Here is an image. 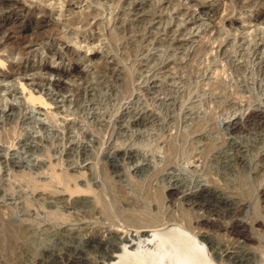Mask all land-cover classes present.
Returning a JSON list of instances; mask_svg holds the SVG:
<instances>
[{
	"label": "rangeland",
	"instance_id": "374dc122",
	"mask_svg": "<svg viewBox=\"0 0 264 264\" xmlns=\"http://www.w3.org/2000/svg\"><path fill=\"white\" fill-rule=\"evenodd\" d=\"M55 1L57 0L46 1V4L52 3L55 6L54 12L59 10L56 8H60V5H62V11L69 9L73 12L81 10L85 13H89L91 10L93 11V9H102L99 5L91 4V2L87 0H78L76 2L69 0L61 2V0H58V4H56ZM79 1L80 3H77ZM111 1H114V3ZM115 1H117V3H115ZM229 1L230 0H203V4H197L196 6L193 4V1L184 0L183 6L177 9H171L168 0H101L106 7L112 6V8H110L112 22L106 24L103 16H96L95 18L91 16L88 17L87 22L89 24L82 29L85 31L84 34L88 38L84 40V38L81 37L79 43L83 46L85 43L84 41H88L89 47L93 49L87 51L84 57L86 59L85 61L82 56L79 58L78 61L81 63L76 59L78 55H83L84 49L74 47L71 43H67L63 37V35L72 28L65 26L63 22L64 19H67V16H64V18L57 16V14L51 16L49 7L43 0H8V4L5 6L6 8H1L0 44L4 41V43H6L11 33L13 34L12 36H14L24 32L26 35L30 36L27 37L30 38L28 39L29 41L25 37V39H21L23 41L19 40L20 43L18 42V44L21 45L17 47H20L19 49L21 52L23 50H25L23 52H26L23 56H21L20 53L17 55L20 51L19 49L16 50V47L12 48L14 53H16L14 54L16 56H14L15 58L9 55V49L5 50L4 48H0V71L10 75L8 72L9 65L16 64L18 60H20V66L24 69L23 74H16L0 82V87L6 84L11 86V83L14 82V87H10V90L12 91L11 95L15 97L9 99L10 107L13 106L15 108L12 107V109H14L13 111L11 108L9 109V107L0 111V133L2 128L8 129L9 121L13 119L15 122L12 123V125L15 126V133L11 134L13 138H10L11 143L2 144L0 141V147L3 146L5 150L1 159L2 161H14L16 152L22 151L19 147L22 142H25L26 146L42 147L44 143H46V141H44L45 138L54 135L53 139H51L53 143H49L52 147L48 143L44 145L46 148L50 147V149H48L49 154L48 152L45 153V155L28 153V163L30 164L25 170L26 172L29 171V174L36 179L38 185L42 181H45L44 183H47L46 181H48V183L51 181V183L53 182V188L48 187V191L47 189L45 190L41 185L42 182L38 188L32 191L30 187L23 184V181L19 180V182L17 181L18 179L16 180L12 177L13 173L11 169L0 175V178H3L5 181L9 179L8 181L13 183L12 190L8 191H5L0 186V220H2L0 223L9 220L10 223L16 225V223L23 222L27 217L32 219L35 217L34 220L39 223L37 226V232L39 234H36L37 236H35L34 242H36V239L38 241L33 243L29 249L22 250L19 254V256L22 257L20 258L18 256L20 259L17 257L16 261L12 264H19V262L20 264H78V262L80 264H106L107 262L105 263L104 261L103 263V260L105 256L107 257L109 254H114L110 250H112L113 246L118 242V236H126L128 239L125 238L129 240V243H131V241L133 244L137 243L138 239L136 238L138 234H136L133 229L125 227V224V226H123L119 218L115 219L117 220V222H115L117 225L113 223L111 225V221L104 219V215L101 216V213L99 214L100 206L94 202L97 188L100 186L99 184H101V178L97 176L98 173H96L99 169V165L104 170L107 169L106 172H110L109 179L111 181L114 180L112 183L122 188L123 194L120 193V196L124 195V198H136L139 204H142L144 201V198H142L143 196H141L142 192L140 191L142 186L146 184L149 185L151 189L159 186L160 189L163 190V195L165 194L164 196H166L163 200L164 204L162 203L163 206L158 214L156 203L154 201H147V203L149 202L147 206L149 211L152 212L153 216L157 214L158 219H160L159 221H167L170 215L178 220L180 225L184 227L187 225L191 235L201 240L205 247V254L212 258L215 264H264V167H262L264 166V122L262 119L260 121V118H263L264 115V33H259V35L258 33H253L249 40H244L242 38L243 34L232 31L229 32L228 35H220L222 44H217L218 40L215 39L217 36L215 34L216 29H219L222 25L225 30L228 29V23L231 21L233 22L231 25L232 27L236 28L235 23L239 24L240 29L238 32H241L244 28L243 25H245L242 24L241 21L246 18V14H249L251 19H253V17L258 14L257 8L264 9V0H235L241 1L244 5L248 2H251L249 3L251 5L253 4V9L251 8L252 13L249 11L240 15L239 11L235 10L236 8L231 10L228 7L230 4ZM87 3L90 5V8H86ZM35 4H38L41 8L35 6ZM215 7H217V9ZM43 10H45V12H43ZM184 12L185 15H182L181 13ZM259 20V22H263L264 19L261 18ZM19 23L23 26H18ZM11 24H14L13 31L17 33L10 31L12 27ZM177 24H180V26L178 27ZM1 25L3 27H1ZM250 26H253V23L245 27ZM258 26L264 27V22L263 24L260 23ZM2 29L5 32H3ZM8 29L9 31H7ZM252 29L253 28H250V31ZM28 31L32 34H28L30 33ZM110 31L122 32V39L116 43L115 48L112 47L107 38ZM37 33L38 35L36 36ZM39 33L41 34V38H38ZM98 35H100V37H98ZM31 37L33 38L32 40ZM220 37L218 36V38ZM33 40L34 42H31ZM212 41L215 42L213 43ZM199 46L204 52L200 50ZM72 49H74L72 54L76 57L72 55L69 56L71 53L68 51ZM132 50L136 52L134 53ZM194 51L197 52L195 53ZM34 55H36L35 58H33ZM162 55L166 59L163 58ZM148 56L159 57L165 61L162 60L163 62L161 65L158 64L156 65L157 67L155 66L153 69L152 67L148 69L146 66V59H151ZM40 57L43 61L38 63ZM29 65L33 66L35 69L36 66H48L57 72L50 73L44 70H34L35 72L27 71ZM131 65V71L133 69L136 70L134 71L136 74H140L136 81L139 80L133 82V93L128 97L129 99L122 100L119 112L114 117L115 119H113V124L110 123V126L114 125V129L113 127L112 129L117 133L116 136L119 137L121 141H117V137H108L107 133H104L105 135L102 133L101 135H103V137L101 135V138L99 137L100 133H97V128H99L98 122L102 121L100 124H103V122H108L109 120L105 117H103L104 120L103 118L101 120V116L100 119H94L100 112L99 106L91 105L92 102H88L87 99L83 100L81 106V109L83 108L82 114H77L76 112V115L64 116L61 113H57L58 110L62 109L65 101L69 102V107L72 109L74 105L70 102H73L79 94L82 95L81 93L88 99L89 95L97 94L100 96L103 103L108 105L114 104V90L119 89L118 84L121 82V76L125 69L128 67L130 68ZM137 70L140 73H137ZM171 70H173V72L170 73ZM86 73L89 75V81L87 80L85 82V79L82 77L86 75ZM70 74L71 76H69ZM8 79L13 82L7 83ZM0 80H2V78H0ZM192 81H197L199 85L202 84V87L199 86L201 89L193 91L189 99L184 102L183 107L179 109V102L182 100L183 96L186 95V92L188 93L189 91V87H187L186 84H191ZM19 82L23 84L24 89ZM62 84L68 86L70 91H61L60 86ZM77 86L79 88H77ZM57 89H60V92ZM219 90L223 92L221 91V93ZM31 99H34V101H31ZM21 101L26 103V106L33 111L38 122L33 125L30 123L29 118L32 114H28V112L21 110L22 108L18 106ZM74 108L72 110H74ZM38 114L41 115L39 116ZM43 115L55 118L57 124L55 128H52L53 131L49 128L48 130H43V128H41L42 126H40V123L45 122ZM206 115L208 117H213L208 123L205 119L207 118ZM258 115H260V117ZM84 117H86V119ZM249 117L250 119H248ZM251 118H253V121ZM199 120L205 122H200ZM70 122L76 125L75 130L74 128L71 129V131L73 130L72 132L69 131L70 128L68 127V123ZM65 126H67V128ZM176 126L178 128H176ZM61 128L65 129L62 130ZM4 129L2 132L5 131ZM182 132L186 134V140L183 145L182 143L178 144L182 146H180V148H182L183 154L179 158H175L176 160L173 159V161L167 163L166 155L168 152L164 151L166 149L163 150V148H166V141L172 138V135L174 137V135L177 136L178 133ZM190 132L192 134H190ZM97 139H101V142L98 143L99 141ZM41 141L44 142L42 143ZM188 143L190 145H188ZM8 144L12 145L9 147ZM210 147L211 150L209 149ZM189 148L191 149L189 150ZM94 151H96L98 155L96 160L92 158L93 153H95ZM163 152L165 154H163ZM48 155L50 157H48ZM50 159L52 160L50 161ZM60 159L62 161H60ZM53 160H57V162L54 163ZM100 160L101 164L98 163ZM172 162L175 164H172ZM39 163L41 168H39ZM91 164H93V167ZM50 166L54 167L57 172L70 170L67 172H73L74 175L76 174L75 176L81 173L76 178L77 182L84 185L87 183L85 187H91V190H94V192L92 191L93 193H90L89 191L82 193V195L80 193L75 194V197H73L74 195L70 196V194L63 190L62 185L54 182L51 178L50 174L52 173V169H50ZM44 167H46L47 170L46 168L44 169ZM254 167L256 169H254ZM90 169L92 171H90ZM147 169L148 171L146 172ZM36 174L38 176H36ZM149 175L152 176V178ZM83 176H85V178ZM83 178L85 180H82ZM40 179L43 180L41 181ZM54 184H56V187ZM55 188L58 191H56L57 193L54 191ZM30 190L33 193H31ZM44 190L47 191V193ZM52 190L53 196L51 193ZM60 190L62 193L59 192ZM134 190H137V192ZM60 193L62 197L59 195ZM25 196L29 200L33 199V205L28 209V214L21 211L23 209L22 199H24ZM123 197L120 198V201L122 200L120 204H124L123 207L129 209H126L127 212L132 211V208L135 209V207L132 206L129 201H125L126 199L124 200ZM35 199L38 200L36 201ZM66 200L69 203H67ZM179 201L182 203L180 204ZM144 202L146 203V201ZM42 203L43 205H40ZM127 205H131V208L127 207ZM67 206L68 208H66ZM166 206H168V208ZM90 208L92 210H90ZM33 209L36 211L34 210L33 212ZM59 209L60 212L64 213V218L65 216L67 217L65 218L66 220L64 219L66 222L61 221L62 223L60 222V225L57 224V226H54L52 222L43 220L47 212ZM181 210L186 216H182L184 213ZM154 211L156 212L155 215ZM45 212L46 214H44ZM69 212H71V214ZM179 212L180 214H178ZM89 214H91V216ZM21 215L24 216L22 217ZM68 216L70 217L68 218ZM205 219H208L207 222ZM16 220L18 221L16 222ZM119 222L121 224H118ZM98 225L100 229H98ZM48 227L49 230L47 229ZM206 227L208 231H206ZM86 228H88L90 232ZM192 228L193 230H191ZM1 230L0 227V235L2 234ZM109 231L110 233H108ZM39 236H42V239ZM111 239H116V242L114 240L111 241ZM150 246H152V243H150ZM33 247L35 248L33 249ZM100 257L101 260H99ZM17 260L20 261L18 262ZM108 263L110 264V262Z\"/></svg>",
	"mask_w": 264,
	"mask_h": 264
},
{
	"label": "bare ground",
	"instance_id": "6f19581e",
	"mask_svg": "<svg viewBox=\"0 0 264 264\" xmlns=\"http://www.w3.org/2000/svg\"><path fill=\"white\" fill-rule=\"evenodd\" d=\"M44 2H45V4H46V1L47 0H43ZM65 0H61V2H64ZM69 1H78V0H69ZM80 1H83V0H80ZM80 1L79 2H77V3H80ZM87 1H89V2H91V4H96V5H99L100 6V8H102V9H93V11L91 10V12H89V13H85V12H83V11H78V12H73V11H71V10H69V9H66L65 11H62V5H60L59 7L60 8H56V9H59V10H56V12H54L55 11V6L52 4V3H49V4H46V5H48V7H49V13L51 14V16L53 15V14H57V16H61V17H63L64 18V16H67V19H64L63 20V22H64V24H65V26H67V27H72L71 29H70V31L69 32H67V33H65L64 35H63V37H64V39L67 41V43H71L74 47H78L79 49H84V52H83V55H78V58L76 59L77 61L79 60V58L82 56L83 57V60L85 61L86 59L84 58L85 57V54L87 53V51H91L93 48L92 47H89V42L88 41H84L85 43H84V45L82 46L79 42H80V39H81V37H83L84 38V40L85 39H87L88 37L84 34L85 33V31H83L82 29H83V27L84 26H86L87 24H89L88 22H87V20H88V17H93V18H95L96 16H103L104 17V21L106 22V24H110L111 22H112V13H111V11H110V8H112V6L110 5L109 7H106L105 6V4H103V2H101V0H87ZM155 1V0H154ZM183 1L184 0H168V2L170 3V7H171V9H177V8H179L180 6H183L184 5V3H183ZM191 1H193V4H195L196 6H197V4H203V0H191ZM11 2V1H10ZM10 2H9V4H10ZM112 3H114V1H111ZM55 3L56 4H58L59 3V1L57 0V1H55ZM115 3H117V1H115ZM183 3V4H182ZM192 3V2H191ZM229 8L231 9V10H234L235 8V10H238L239 11V15L240 14H244L245 12L247 13V12H251V10L253 9L252 8V5L251 4H249V3H251V2H248L247 4H243L241 1H235V0H230L229 1ZM254 3V2H253ZM8 4V0H0V10H1V8H4L6 5ZM102 5H103V7H102ZM35 6H38V7H40L38 4H35ZM195 7V6H194ZM6 8V7H5ZM41 8V7H40ZM86 8H90V5L87 3V6H86ZM216 9H217V7H215ZM252 8V9H251ZM214 9V8H213ZM215 9V10H216ZM230 10V11H231ZM256 11V10H255ZM43 12H45V10H43ZM217 12V11H216ZM215 13V12H214ZM233 13V12H232ZM231 13V14H232ZM252 13V12H251ZM257 13L258 14H260V15H255L254 17H253V19H251V17L249 16V14H246V18L245 19H243L241 22H242V24H245V25H243V30L241 31V32H238L239 31V29H240V26H239V24H237V23H235L236 25V28L235 27H232L231 25L233 24V22L231 21V22H229L228 23V29H224L222 26L219 28V29H216V37H215V39L216 40H218L217 42V44H222V40H221V37H220V35H222V34H226V35H228V33L229 32H232V31H234V32H236V33H239V34H243L242 36V38L244 39V40H249V38L250 37H252V35H253V33H258V35H259V33L260 34H262V33H264V27H261V26H258V25H260V23H262L263 24V22H264V20H263V22H259L260 20L259 19H261V18H263L264 19V9L262 8H257ZM182 15H185V12L184 13H181ZM216 14V13H215ZM255 14V13H254ZM260 18H259V17ZM23 18V17H22ZM19 19H21V18H19ZM3 20V19H2ZM12 20V19H11ZM7 21H9V20H7ZM262 21V20H261ZM4 22V21H3ZM29 22V21H28ZM47 22H49V21H47ZM254 22H256V23H254ZM251 23H253V26H250V27H245L246 25H251ZM47 24V23H46ZM222 24V23H221ZM12 25V24H11ZM14 25V24H13ZM13 25H12V27L10 28V31H13ZM18 25V24H17ZM48 25V24H47ZM53 25V24H52ZM5 26V25H4ZM18 26H23V25H20V23H19V25ZM38 26V25H37ZM177 26L179 27L180 26V24H177ZM199 26H201V25H199ZM1 27H3L2 25H1ZM6 27L8 28V26L6 25ZM45 27H47V26H45ZM50 27V26H49ZM54 27V26H53ZM35 28V27H34ZM43 28H44V26H43ZM250 28H253L251 31H250ZM4 29V28H3ZM2 29V30H3ZM6 29V28H5ZM12 29V30H11ZM41 29V28H40ZM102 29V28H101ZM200 29V28H199ZM15 30H17V29H15ZM19 30H20V27H19ZM7 31H9V29L7 30ZM243 31H245V32H243ZM3 32H5L4 30H3ZM19 32V31H18ZM20 32H21V30H20ZM28 32H30V31H28ZM39 32V31H38ZM13 33H17V32H15V31H13ZM35 33V32H34ZM3 34V33H2ZM28 34H32L31 32L30 33H28ZM10 35V34H9ZM13 34L11 33V36H9L8 37V35H7V42L6 43H2V44H0V48H4L5 50L6 49H9V51H8V53H9V55H11L12 57H14L15 55L14 54H16V53H14V51L12 50V48H14V47H16V50L17 49H19L20 47H17L18 45H21V44H18V42H19V40H21V39H25V37H26V39L28 40V39H30V38H27V37H30L29 35H26L24 32H22V33H18V35H14V36H12ZM38 35V33L36 34V36ZM40 33H39V36H38V38L40 37ZM1 36V35H0ZM4 36V35H3ZM33 36V35H32ZM218 36L220 37V38H218ZM98 37H100V35H98ZM97 37V38H98ZM37 38V39H38ZM41 38V37H40ZM108 40H109V42L111 43V45H112V47L113 48H115V45H116V43L118 42V41H120V39H122V32H112V31H110V33H109V35H108ZM33 38L31 37V40H32ZM214 39V40H215ZM4 40H6V39H4ZM44 40V39H43ZM261 40V39H260ZM21 41H23V40H21ZM29 41V40H28ZM25 42V41H24ZM31 42H34V40L33 41H31ZM42 42V41H41ZM201 42V41H200ZM213 43L215 42V41H212ZM20 43V42H19ZM26 43V42H25ZM38 43V42H37ZM36 43V44H37ZM166 44V43H165ZM200 44V43H199ZM160 45V44H159ZM179 45V44H178ZM23 46V45H22ZM26 47V46H25ZM33 47V46H32ZM180 47V46H179ZM181 47H182V45H181ZM23 48V47H22ZM29 48V47H28ZM199 48H200V46H199ZM203 48H205V47H203ZM165 49V48H164ZM31 50V49H30ZM74 49H72V50H69L68 52L69 53H71V54H69V56L70 55H72L73 57H76V56H74L73 54H72V52H74L73 51ZM200 50H202L201 48H200ZM19 51L20 52H18L17 53V55L20 53V55L21 56H23L24 55V53L26 54V52H23V51H25V50H23L22 52H21V50L19 49ZM26 51H27V49H26ZM133 51V50H132ZM166 51V50H165ZM164 51V52H165ZM203 51V50H202ZM7 52V51H6ZM134 53L136 52L135 50L133 51ZM195 52V51H194ZM197 52V51H196ZM195 52V53H196ZM204 52V51H203ZM134 53H133V55H134ZM163 54V53H162ZM167 54V53H166ZM193 54V53H192ZM224 54V53H223ZM164 55V54H163ZM163 55H162V57H163ZM194 55H196V54H194ZM35 56L36 55H34L33 56V58H35ZM62 56V55H61ZM68 56V57H69ZM129 56V55H128ZM167 56V55H166ZM187 56V55H186ZM16 57V56H15ZM14 57V58H15ZM20 57V56H19ZM125 57L127 58V56L125 55ZM148 57H150V56H148ZM154 57V58H153ZM153 57H150L151 59H146V61H147V64H146V66H147V68L148 69H150L151 67H152V69H153V67H155L156 65H158V64H160L161 65V63L163 62L162 60H164V59H162V58H159V57H155V56H153ZM160 57H161V55H160ZM170 57V56H169ZM192 57V56H191ZM72 58V57H71ZM129 58V57H128ZM163 58H165V57H163ZM193 58V57H192ZM19 59V58H18ZM17 59V60H18ZM20 59H23V58H20ZM60 59H62V58H60ZM68 59V58H67ZM99 59V58H98ZM123 59H125V58H123ZM166 59V58H165ZM74 60V59H73ZM91 60V59H90ZM2 61V60H1ZM43 61V59L40 57L39 58V60H38V63H40V62H42ZM135 61V60H134ZM165 61V60H164ZM79 63H81L80 61H78ZM173 62V61H172ZM1 63V62H0ZM95 63H96V61H95ZM146 63V62H145ZM176 63V62H175ZM133 64H135V63H133ZM132 64V65H133ZM169 64V63H168ZM132 65H131V67L129 68H127V69H125V71H124V73L122 74V78H121V82L118 84V88L119 89H116V90H114V93H113V97H114V104H112V105H108V104H106V103H103L102 102V100H101V98H100V96L99 95H97V94H92V95H89V99L88 98H86V97H84V95H83V93H81L82 95H80L79 94V96L75 99V100H73V102H70V103H73V108H74V110H72V109H70V107H69V102H67V101H65V103H64V106L62 107V109L61 110H58V112L57 113H61V114H63L64 116H71V115H76V112H77V114L78 113H83V108L81 109V106H82V103H83V100H85V99H87L88 100V102H92L91 103V105H98L99 106V109H100V112L95 116V118L94 119H100V116H101V120H102V118L103 117H105L107 120H109L108 122H103V124H100L102 121H99L98 123L100 124H98V126H99V128H97V133H100L99 134V137H100V135L103 133H107L108 134V137H113V138H116L117 136H116V134L117 133H115L114 131H113V129H114V125H111L110 126V123L111 124H113V122H114V120L113 119H115L114 117L116 116V114L119 112V108H120V104H121V102H122V100L124 101V99H127L128 97H130L131 96V94L133 93V86H132V84H133V82H137L136 81V79H137V77L138 76H140V74L138 75V74H136L134 71H136V70H133L132 69V71H131V68H132ZM138 65V64H137ZM136 65V66H137ZM171 65V64H170ZM135 66V65H134ZM176 66V65H175ZM189 66V65H188ZM102 67V66H101ZM138 67V66H137ZM157 67V66H156ZM164 67H165V65H164ZM173 68H175V67H173ZM101 69V68H100ZM134 69H135V67H134ZM172 69V68H171ZM34 70H37V71H47V72H57L56 70H53V69H51V68H49L48 66L46 67H39V66H36V69L33 67V66H30L29 65V67H28V69H27V71H32V72H35ZM140 70V69H139ZM194 70V69H193ZM141 71V70H140ZM200 71V70H199ZM6 72V71H5ZM9 73H10V75L8 74V73H4V72H2V71H0V78H2V80H0V82H3V81H5L7 78H9V77H11V76H14V75H16V74H23V72H24V69L22 68V66H20V60H18L17 61V63L16 64H10L9 65V71H8ZM26 72V71H25ZM171 72H173V70H171L170 71V73ZM191 72V71H190ZM63 73V72H62ZM137 73H140V72H138V70H137ZM163 73V72H162ZM165 73H167V72H165ZM199 73V72H198ZM35 74V73H34ZM69 74V73H68ZM174 74V73H173ZM59 75V74H58ZM18 76V75H17ZM60 76V75H59ZM69 76H71V74L69 75ZM170 76V75H169ZM192 76V75H191ZM186 77V76H185ZM67 78H68V76H67ZM73 78H74V76H73ZM83 79H85V82L88 80V78H89V75H88V73H86V75H84L83 77H82ZM82 78H80V79H82ZM64 79V78H63ZM69 79V78H68ZM82 79V80H83ZM79 80V79H78ZM8 81H9V79H8ZM7 81V83H10V82H13L12 80L11 81H9L8 82ZM40 81V80H39ZM73 81H74V79H73ZM89 81V80H88ZM194 81H192V83L190 84H186L187 85V87H189L188 89H189V91H188V93L186 92V95L185 96H183V98H182V100L179 102V106H180V108L179 109H181L182 107H183V105H184V102L186 101V100H188L189 99V97L192 95V93H193V91H198L199 89H201L199 86H201V85H199V83L197 82H194ZM200 82V81H199ZM20 83V85L22 86V88L24 89V86H23V84L21 83V82H19ZM49 84V83H48ZM51 84V83H50ZM116 84V83H115ZM205 84V83H204ZM53 85H54V83H53ZM189 85V86H188ZM205 85H207V84H205ZM14 87V82L13 83H11V86H8V84H6V85H2L1 87H0V111L2 110H4V109H6L7 107H9V109L11 108L12 109V107H10L11 105H9V99H13V98H15L14 96H12L11 95V93H12V91L10 90V87ZM113 86V85H112ZM111 86V87H112ZM214 86V85H213ZM216 86V85H215ZM218 86V85H217ZM57 87V86H56ZM186 87V88H187ZM202 87V86H201ZM204 87V86H203ZM219 87V86H218ZM77 88H79L78 86H77ZM76 88V89H77ZM210 88V87H209ZM60 89H61V91H63V92H67V91H70V88L68 87V86H64L63 84L60 86ZM60 89H57L58 91L60 90ZM219 89V88H218ZM217 89V90H218ZM221 89V88H220ZM72 90V89H71ZM76 91H79V90H76ZM187 91V90H186ZM213 91V90H212ZM216 91V90H215ZM222 91V90H221ZM220 90H219V92H221ZM6 92H7V94H6ZM60 92V91H59ZM74 92V91H73ZM223 92V91H222ZM221 92V93H222ZM224 92H225V90H224ZM65 94V93H64ZM74 99V98H73ZM129 99V98H128ZM13 101V100H12ZM31 101H34V99H31ZM210 101V100H209ZM16 102V101H15ZM67 102V103H66ZM222 103V102H221ZM217 104V103H216ZM18 106H20L22 109L21 110H24V112H28V114H32V116L29 118L30 119V123L33 125L34 123H36V122H38V119H37V117H36V115L35 114H33V111H31V109L29 108V107H27L26 106V103H24V102H20L19 103V105ZM122 106V105H121ZM177 106H178V104H177ZM178 106V107H179ZM19 107V108H20ZM177 107V108H178ZM14 108V107H13ZM15 109V108H14ZM14 109H12V111L14 110ZM18 110V109H17ZM16 110V111H17ZM150 110V109H149ZM144 111V110H143ZM177 111V110H176ZM251 111V110H250ZM17 113V112H16ZM149 113V112H148ZM251 113V112H250ZM144 114V113H143ZM147 114V113H146ZM145 114V115H146ZM176 114V113H175ZM39 116L41 115V114H38ZM50 115V114H49ZM48 115V116H49ZM137 115V114H136ZM140 115V114H139ZM154 115H156V114H154ZM178 115V114H177ZM248 115V114H247ZM250 115V114H249ZM253 115V114H252ZM251 115V116H252ZM255 115V114H254ZM44 116V115H43ZM141 116V115H140ZM152 116V115H151ZM207 116V115H206ZM214 116V115H213ZM259 117H260V115H258ZM78 117V116H77ZM205 117V116H204ZM81 118V117H80ZM85 119H86V117H84ZM148 118V117H147ZM178 118V117H177ZM44 119H45V122H41L40 124V126H42L41 128H43V130L45 129V130H48V128L51 130V131H53V129L52 128H55V126H56V124H57V122H56V120H55V118L54 117H52V116H50V117H47V116H44ZM206 119V121H207V123H208V121L210 122V120H212L213 119V117H208L207 116V118H205ZM248 119H250V117L248 118ZM261 119L263 120V122H264V115H263V118L261 117L260 118V121H261ZM103 120H104V118H103ZM106 120V121H107ZM177 120V119H176ZM214 120H215V118H214ZM246 120V119H245ZM251 120L253 121V118H251ZM84 121V120H83ZM98 121V120H97ZM124 121H125V119H124ZM133 121V120H132ZM145 121V120H144ZM200 122L201 121H203V120H199ZM198 121V122H199ZM244 121V120H243ZM258 121V120H257ZM11 122V123H10ZM14 122V120L12 119L11 121H9V126H8V129H4V128H2V130L4 129L5 131H3L2 132V130H1V133H0V141L2 142V144H4V143H11V140H10V138H12L11 136V134L13 133H15V126L14 125H12V123ZM126 122V121H125ZM124 122V123H125ZM150 122V121H149ZM178 122V121H177ZM195 122V121H194ZM199 122V123H200ZM203 122H205V121H203ZM214 122V121H213ZM212 122V123H213ZM237 122V121H236ZM238 122H240V121H238ZM242 122V121H241ZM259 122V121H258ZM15 123V122H14ZM136 123V122H135ZM196 123V122H195ZM198 123V124H199ZM252 123H254V122H252ZM69 124V131H71V129L72 128H74V130H75V124L73 123V122H70V123H68ZM67 124V125H68ZM91 124V123H90ZM94 124V123H93ZM154 124V123H153ZM205 124V123H204ZM216 124V123H215ZM264 124V123H263ZM31 125V126H32ZM116 125V124H115ZM147 125H149V124H147ZM151 125V124H150ZM173 125V124H172ZM200 125V124H199ZM202 125V124H201ZM232 125V124H231ZM241 125V124H240ZM252 125V124H251ZM59 126V125H58ZM57 126V127H58ZM94 126V125H93ZM110 126V127H109ZM203 126V125H202ZM228 126V125H227ZM66 128H67V126H65ZM97 127V126H96ZM95 127V128H96ZM112 127H113V129H112ZM135 127V126H134ZM190 127V126H189ZM192 127V126H191ZM250 127V126H249ZM252 127V126H251ZM176 128H178L177 126H176ZM225 128V127H224ZM227 128V127H226ZM62 129V128H61ZM63 129H65V128H63ZM62 129V130H63ZM159 129V128H158ZM162 129V128H161ZM196 129V128H195ZM238 129V128H237ZM244 129V128H243ZM259 129V128H258ZM116 130V129H115ZM191 130H192V128H191ZM68 131V132H69ZM73 131V130H72ZM71 131V132H72ZM94 131H95V129H94ZM117 131V130H116ZM177 131V130H176ZM187 131V130H186ZM203 131V130H202ZM66 132V131H65ZM120 132H121V130H120ZM188 132V131H187ZM192 132H193V130H192ZM198 132V131H197ZM199 132H200V130H199ZM231 132V131H230ZM164 133V132H163ZM176 133V132H175ZM195 133H196V130H195ZM67 134V133H66ZM68 134H70V133H68ZM104 134V135H105ZM118 134H119V132H118ZM190 134H192L191 132H190ZM189 134V135H190ZM200 134V133H199ZM53 135V134H52ZM61 135V134H60ZM102 137H103V135H101ZM201 136V135H200ZM53 137H54V135L53 136H48V137H46L45 138V140L44 141H46V143H50L51 142V139H53ZM167 137H169V136H167ZM101 138V137H100ZM118 138V140L117 141H121V139L119 140V137H117ZM164 138V137H163ZM166 138V137H165ZM164 138V139H165ZM190 138V137H189ZM13 139V138H12ZM55 139V138H54ZM67 139H68V137H67ZM159 139V138H158ZM167 139V138H166ZM169 139V138H168ZM41 140V139H40ZM56 140H57V138H56ZM60 140V139H59ZM98 140V139H97ZM101 139H99L98 141V143H100L101 141H100ZM114 140V139H113ZM157 140V139H156ZM186 140V134L185 133H178L177 134V136H175L174 135V137H173V135H172V138H170L168 141H166V148H163V150L164 149H166V150H164V151H166V152H168L167 153V157H166V160H164V161H166L167 163H170L171 161H173V159H175V158H179L183 153H182V148H180V144H178V143H182V145H183V143H184V141ZM13 141V140H12ZM24 141H25V139H24ZM28 141V140H27ZM43 141V142H44ZM61 141H62V139H61ZM60 141V142H61ZM165 141H164V143H165ZM191 141H192V139H191ZM200 141H201V139H200ZM210 141V140H209ZM42 142V141H41ZM42 142V143H43ZM213 142H214V140H213ZM46 143H44V145L46 144ZM51 143H53V142H51ZM95 143V142H94ZM111 143V142H110ZM191 143V142H190ZM210 143H212V142H210ZM209 143V144H210ZM97 144V143H96ZM162 144H163V142H162ZM208 144V145H209ZM238 144H239V142H238ZM241 144V143H240ZM7 145V144H6ZM9 145V144H8ZM12 145V144H11ZM11 145H9V147L11 146ZM29 145V144H28ZM42 146V147H38V146H36V147H32V146H26L25 145V142H22L20 145H19V147L22 149V151H17L16 152V154H15V160L14 161H12V160H4V161H2V155L5 153V150H4V147L2 146V147H0V175L1 174H3V172H8L7 170H10L11 169V171H12V177L14 178V179H18L17 181H19V180H21V181H23V184H25L26 186H28V187H30L31 188V190L32 191H34L36 188H38L39 187V185L43 182L41 179V181L42 182H40V184L38 185V183L36 182V179L33 177V176H31L30 174H29V171L28 172H26L25 170H26V168L27 167H29V164L30 163H28L29 162V155H28V153L29 154H37V155H45V153H47L48 152V154H49V150L48 149H50V147H47L46 148V146ZM49 145H51V144H49ZM48 145V146H49ZM100 145V144H99ZM99 145H98V147H99ZM110 145V144H109ZM188 145H190L189 143H188ZM196 145V144H195ZM202 145V144H201ZM205 145V144H204ZM207 145V144H206ZM229 145V144H228ZM236 145V144H235ZM25 146H26V148H25ZM97 146V145H96ZM51 147H52V145H51ZM94 147H95V145H94ZM93 147V148H94ZM112 147V146H111ZM182 147V146H181ZM190 147V146H189ZM212 147V146H211ZM211 147L209 148L210 150H211ZM247 147V146H246ZM54 148V147H53ZM57 148V147H56ZM115 148V147H114ZM185 148H186V146H185ZM184 148V149H185ZM200 148V147H199ZM52 149V148H51ZM112 149H113V147H112ZM191 148H189V150H190ZM208 149V150H209ZM23 150H24V152H23ZM26 150V151H25ZM201 150V149H200ZM206 150V149H205ZM235 150V149H234ZM239 150V149H238ZM52 151V150H51ZM97 151V150H96ZM96 151H94L95 153H93V159H97L98 158V155H97V152ZM194 151H195V149H194ZM197 151V150H196ZM202 151V150H201ZM200 151V152H201ZM207 151V150H206ZM227 151V150H226ZM184 152V151H183ZM191 152V151H190ZM209 152V151H208ZM91 153V152H90ZM196 153V152H195ZM222 153V152H221ZM230 153V152H229ZM163 154H165L164 152H163ZM71 155V154H70ZM92 155V154H91ZM90 155V156H91ZM194 155V154H193ZM207 155V154H206ZM218 155V154H217ZM224 155V154H223ZM228 155V154H227ZM238 155V154H237ZM87 156V155H86ZM201 156V155H200ZM231 156V155H230ZM31 157V156H30ZM41 157V156H40ZM46 157V156H45ZM48 157H50L49 155H48ZM68 157H70V156H68ZM67 158V157H66ZM225 158V157H224ZM230 158V157H229ZM58 159V158H57ZM101 159V158H100ZM204 159V158H203ZM228 159V158H227ZM52 159H50V161H51ZM66 160V159H65ZM64 160V161H65ZM68 160V159H67ZM86 160H88V159H86ZM176 160V159H175ZM241 160V159H240ZM54 161V163L55 162H57V160L55 161V160H53ZM53 161H52V163H53ZM60 161H62L61 159H60ZM73 161V160H72ZM99 161V160H98ZM97 161V162H98ZM178 161V160H177ZM247 161V160H246ZM48 162V161H47ZM66 162V161H65ZM239 162V161H238ZM263 162V161H262ZM40 163H41V161H40ZM40 163H39V166H40ZM49 163V162H48ZM47 163V164H48ZM53 163V164H54ZM98 163H100L101 164V160H100V162H98ZM242 163V162H241ZM44 164V163H43ZM45 164H46V162H45ZM68 164H70V163H68ZM172 164H175V163H173L172 162ZM28 165V166H27ZM38 165V164H37ZM48 165H50V164H48ZM65 165V164H64ZM93 164H91V166H92ZM236 165V164H235ZM243 165V164H242ZM259 165V164H258ZM61 166V165H60ZM68 166V165H67ZM90 166V165H89ZM100 166V165H99ZM98 166V171H97V169H96V173H98L97 174V176H100V180H101V184H99L100 186V188H99V190H98V188H97V192H96V197H95V201L94 202H96L97 204H99V206H100V210H99V214L101 213V216H103L104 217V219H108V221H111V225H112V223L113 224H116L115 222H117V220H115V219H118L119 218V220H120V222L121 223H123L122 225L123 226H125V227H129V228H131V229H133L135 232H136V234H138V237L136 238V239H138L137 240V243H135V244H133V242L131 241V243H129L128 241L129 240H127L125 237H117V243H116V245H114L113 246V248H112V250H110V251H112V253H114L113 255H111V254H109L107 257L105 256V258H104V260H103V263H104V261H105V263L107 262H110V264L111 263H115V264H145V263H148V264H215V262H214V260L212 259V258H210V257H208L206 254H205V247L203 246V244H202V242H201V240H198L196 237H194V236H192L191 235V233L189 232V229H188V227H187V225L184 227V226H182V225H180V223L178 222V220H176V219H174V217L172 218L170 215L168 216V218H167V221L165 220V221H159L160 219H158V217H157V214H156V212L154 213V215L155 216H153L152 215V212L151 211H149V209H148V203L149 202H155L156 203V209H157V211H158V214L160 213L159 211H161V207L163 206L162 205V203H163V200H164V198L166 197V196H164L163 195V190H161L160 189V187L158 186V187H156V188H152L151 189V187H149V185H144V186H139V187H141L140 188V191L142 192V195L141 196H143L142 198H144V201H146V203L145 204H147V205H145L143 202H142V204H139V201L137 202V199L136 198H133V197H131V198H129V197H123V196H120V193H122L123 194V192H122V188H120V187H117V186H115V184H113L112 183V181L114 182V180H110L109 178H110V176H109V173L108 172H106V170L107 169H103L101 166L99 167ZM104 166V165H103ZM171 166V165H170ZM43 167V166H42ZM51 168L50 169H52V173L50 174L51 175V178L54 180V182H56V183H58V184H60V185H62L63 186V190L64 191H66L68 194H70V196H73V197H75V194H78V193H80L81 195H82V193H86V192H89L90 191V193L93 191L94 192V190H91L92 188L91 187H89V186H86L85 187V185L87 184H81V183H79V182H77V176L78 175H80V174H78L77 176H75L74 175V173L72 172V173H70V172H67V171H70V170H63V171H56L55 170V168L54 167H52V166H50ZM57 167H59V166H57ZM93 167V166H92ZM96 167V166H95ZM105 167V166H104ZM165 167V166H164ZM236 167V166H235ZM262 167H264V166H262ZM38 168V167H37ZM39 168H41V166L39 167ZM46 167H44V169H45ZM53 168H54V170H53ZM43 169V170H44ZM58 169V168H57ZM68 169V168H67ZM141 169V168H140ZM254 169H256L255 167H254ZM263 169V168H262ZM43 170H41V171H43ZM46 170H47V168H46ZM49 170V169H48ZM86 170V169H85ZM36 171V170H35ZM38 171V170H37ZM77 171H78V169H77ZM90 171H92L91 169H90ZM148 171V169L146 170V172ZM157 171V170H156ZM264 171V170H263ZM40 172V171H39ZM79 172V171H78ZM85 172V171H84ZM11 173V172H10ZM33 173H35V172H33ZM43 173V172H42ZM49 173V172H48ZM86 173V172H85ZM84 173V174H85ZM95 173V172H94ZM155 173H157V172H155ZM154 173V174H155ZM45 174V173H44ZM83 174V173H82ZM108 174V175H107ZM151 174H153V173H151ZM259 174V173H258ZM32 175H34V174H32ZM90 175H92V174H90ZM10 176V175H9ZM35 176V175H34ZM36 176H38L37 174H36ZM49 176V175H48ZM47 176V177H48ZM89 176V175H88ZM109 176V177H108ZM150 176V175H149ZM255 176V175H254ZM80 177V176H79ZM79 177H78V179H79ZM84 178H85V176H83ZM87 177V176H86ZM95 177V176H94ZM151 178H152V176H150ZM155 177V176H154ZM153 177V178H154ZM81 178V177H80ZM82 179V180H85V179ZM92 178V177H91ZM145 178V177H144ZM13 179V180H14ZM38 179V178H37ZM46 179V178H45ZM44 179V180H45ZM52 179H50V180H52ZM142 179V178H141ZM9 180V179H8ZM8 180H4L3 178H0V186L5 190V191H8V190H12L11 188H12V184L13 183H11V181H8ZM48 180H49V178H48ZM52 180V181H53ZM89 180V179H88ZM97 180H98V178H97ZM99 180V181H100ZM87 181V180H86ZM144 181V180H143ZM142 181V182H143ZM146 181V180H145ZM215 181V180H214ZM20 182V181H19ZM39 182V181H38ZM45 182V181H44ZM42 183L41 185H42V187L43 188H45V190L47 189V191H48V189L50 188V187H54L53 186V182L51 183V181L48 183V181H46L47 183ZM140 182V181H139ZM88 183H89V181H88ZM98 183V182H97ZM137 183V182H136ZM152 183V182H151ZM213 183V182H212ZM52 184V185H51ZM92 184V183H91ZM214 184H217V183H214ZM21 185H22V183H21ZM55 185V187H56V184H54ZM131 185V184H130ZM141 185V184H140ZM159 185V184H158ZM97 186V185H96ZM119 186V185H118ZM172 186V185H171ZM49 187V188H48ZM61 187V186H60ZM123 187V186H122ZM132 187V186H131ZM155 187V186H154ZM163 187V186H162ZM213 187V186H212ZM216 187V186H215ZM220 187V186H219ZM24 188V187H23ZM27 188V187H26ZM96 188V187H95ZM177 188V187H176ZM56 189V188H55ZM54 189V191L56 192L57 191V189L55 190ZM60 189V188H59ZM126 189V188H125ZM164 189V188H163ZM202 189V188H201ZM205 189V188H204ZM210 189V188H209ZM30 190V192L31 193H33L32 191ZM38 190V189H37ZM40 190V189H39ZM44 190V191H45ZM51 190V189H50ZM49 190V191H50ZM133 190V189H132ZM215 190V189H214ZM41 191V190H40ZM43 191V192H44ZM47 191H45L46 193H47ZM134 191H136L137 192V190H134ZM165 191V190H164ZM212 191V190H211ZM36 192V191H35ZM42 192V191H41ZM55 192H54V195H55ZM58 192V191H57ZM56 192V193H57ZM59 192H61L62 193V191L60 190ZM92 192V193H93ZM132 192V191H131ZM139 192V191H138ZM23 193V192H22ZM39 193V192H38ZM49 193V192H48ZM52 196H53V190H52ZM61 193L59 194L60 196H61ZM28 194V193H27ZM50 194V193H49ZM136 194V193H135ZM167 194V193H166ZM226 194V193H225ZM264 194V193H263ZM22 195H24V194H22ZM32 195V194H31ZM37 195V194H36ZM91 195V194H90ZM89 195V196H90ZM92 195H94V194H92ZM106 195H107V197H106ZM188 195V194H187ZM229 195V194H228ZM42 196H43V194H42ZM51 196V195H50ZM49 196V197H50ZM51 196V197H52ZM128 196V195H127ZM130 196V195H129ZM139 196V195H138ZM170 196V195H169ZM192 196V195H191ZM206 196V195H205ZM230 196V195H229ZM233 196H234V194H233ZM236 196H237V194H236ZM235 196V197H236ZM261 196V195H260ZM263 196V195H262ZM36 197V196H35ZM38 197V196H37ZM40 197H41V195H40ZM62 197V196H61ZM121 197H123L124 198V200L125 201H129V203L132 205V206H134L135 207V209H133L132 208V211H128L127 212V210H129L128 208H124L123 207V205L124 204H120V202L122 201H120V198ZM184 197V196H183ZM190 197V196H189ZM209 197V196H208ZM45 198V197H44ZM55 198V197H54ZM71 198V197H70ZM107 198V199H106ZM186 198H187V196H186ZM185 198V199H186ZM193 198V197H192ZM231 198V197H230ZM66 199V198H65ZM87 199V198H86ZM138 199H140V198H138ZM168 199V198H167ZM172 199V198H171ZM207 199V198H206ZM215 199V198H214ZM264 199V198H263ZM23 200V203L21 202ZM20 202L22 203V207H23V209L22 208H19V209H22L21 211L23 212H26L27 214L29 213L28 211V209L33 205V199L32 200H29L26 196L24 197V199H22ZM36 200V199H35ZM34 200V201H35ZM38 200V199H37ZM36 200V201H37ZM41 200V199H40ZM46 200H47V197H46ZM53 200V199H52ZM63 200H64V198H63ZM69 200V199H68ZM78 200V199H77ZM76 200V201H77ZM143 200V199H142ZM174 200V199H173ZM183 200V199H182ZM194 200V199H193ZM196 200V199H195ZM205 200V199H204ZM35 201V202H36ZM45 201V200H44ZM67 201V200H66ZM141 201V200H140ZM147 201H149L148 203H147ZM186 201H187V199H186ZM264 201V200H263ZM42 202V201H41ZM60 202V201H59ZM64 202H65V200H64ZM63 202V203H64ZM79 202V201H78ZM83 202H85V201H83ZM173 202V201H172ZM171 202V203H172ZM184 202V201H183ZM188 202V201H187ZM233 202V201H232ZM20 203V204H21ZM37 203H39V202H37ZM52 203V202H51ZM55 203V202H54ZM53 203V204H54ZM66 203V202H65ZM67 203H69L68 201H67ZM96 203H95V207H96ZM124 203V202H123ZM128 203V204H129ZM179 203H180V201H179ZM182 203V202H181ZM180 203V204H181ZM204 203V202H203ZM228 203H230V202H228ZM49 204V203H48ZM56 204H57V202H56ZM81 204V203H80ZM89 204V203H88ZM164 204V203H163ZM199 204V203H198ZM233 204V203H232ZM39 205V204H38ZM40 205H43V203L42 204H40ZM39 205V206H40ZM55 205V204H54ZM61 205V204H60ZM59 205V206H60ZM69 205V204H68ZM78 205H79V203H78ZM77 205V206H78ZM131 205L129 206V205H127V207H130L131 208ZM137 205V206H136ZM225 205V204H224ZM223 205V206H224ZM20 206V205H19ZM35 206V205H34ZM56 206V205H55ZM82 206V205H81ZM84 206V205H83ZM169 206V205H168ZM168 206H166L167 208H168ZM197 206V205H196ZM232 206V205H231ZM38 207V206H37ZM43 207V206H42ZM56 207H58V206H56ZM70 207V206H69ZM71 207H73V206H71ZM87 207V206H86ZM91 207H93V206H91ZM94 207V208H95ZM137 207V208H136ZM150 207V206H149ZM166 207H165V210H166ZM219 207V206H218ZM33 208V207H32ZM39 208V207H38ZM52 208V207H51ZM61 208H62V206H61ZM66 208H68V206L66 207ZM74 208V207H73ZM76 208H79V207H76ZM75 208V209H76ZM98 208V207H97ZM96 208V209H97ZM183 208V207H182ZM209 208V207H208ZM224 208V207H223ZM36 209V208H35ZM35 209H33V212H34V210ZM40 209H41V207H40ZM55 209V208H54ZM81 209H82V207H81ZM127 209V210H126ZM155 209V210H156ZM163 209V208H162ZM170 209V208H169ZM77 210V209H76ZM84 210V209H83ZM90 210H92L91 208H90ZM131 210V209H130ZM154 210V209H153ZM180 210V209H179ZM184 210V209H183ZM218 210V209H217ZM31 211V210H30ZM36 211V210H35ZM42 211V210H41ZM44 211V210H43ZM47 211V210H46ZM50 211V210H49ZM80 211V210H79ZM182 211V210H181ZM185 211V210H184ZM232 211V210H231ZM32 212V211H31ZM86 212V211H85ZM88 212V211H87ZM173 212V211H172ZM178 212V211H177ZM183 212V211H182ZM219 212H221V211H219ZM36 213V212H35ZM70 214H71V212H69ZM163 213V212H162ZM170 213V212H169ZM184 213V212H183ZM214 213V212H213ZM23 214V213H22ZM39 214V213H38ZM44 214H46V212L44 213ZM68 214V213H67ZM79 214V213H78ZM85 214V213H84ZM168 214V213H167ZM178 214H180V212L178 213ZM186 214H187V211H186ZM188 214H189V212H188ZM90 216H91V214H89ZM165 215V214H164ZM173 215H174V213H173ZM186 216L185 215V213L184 214H182V216ZM215 215H216V213H215ZM22 217L24 216V215H21ZM30 216V215H29ZM35 216V215H34ZM40 216V215H39ZM77 216V215H76ZM89 216V217H90ZM100 216V217H101ZM191 216V215H190ZM207 216V215H206ZM234 216V215H233ZM26 217V216H25ZM24 217V218H25ZM32 217V216H31ZM70 216H68V218H69ZM79 217V216H78ZM81 217H84V216H81ZM208 217V216H207ZM23 218V219H24ZM35 218V217H34ZM34 218L32 219V218H28L27 217V219L25 218V220L23 221V222H19L18 224L16 223V225H14L13 223H10V221L8 222L7 220H6V222H1V223H3V224H1V232H2V234L0 235V264H12L14 261H16V259H17V257L19 256V254H20V252L22 251V250H24V249H29L30 248V246H32L33 245V243H36L38 240L36 239V242H34V239H35V236H37L36 234H39L38 232H37V226L39 225V223L36 221V220H34ZM36 218H37V216H36ZM65 218H67L66 216H65ZM64 218V213H62V212H60V209L59 210H56V211H52V212H47V214L45 215V217H44V221L45 220H47L48 222H52V225H56L57 226V224H59L60 225V222L62 221V222H64L66 219ZM73 218V217H72ZM71 218V219H72ZM80 218V217H79ZM95 218V217H94ZM176 218V217H175ZM200 218V217H199ZM205 218V217H204ZM65 219V220H64ZM83 219V218H82ZM89 219V218H88ZM90 219H92V218H90ZM98 219H100V218H98ZM98 219H94V220H98ZM189 219V218H188ZM194 219V218H193ZM235 219V218H234ZM40 221H42L41 219H39ZM79 220V219H78ZM186 220V219H185ZM206 220V219H205ZM208 220V219H207ZM207 220H206V222H207ZM236 220V219H235ZM0 221H2V220H0ZM12 221V220H11ZM18 220H16V222H17ZM39 221V222H40ZM43 221V222H44ZM73 221V220H72ZM103 221V220H102ZM181 221V220H180ZM189 221V220H188ZM191 221H192V219H191ZM190 221V222H191ZM194 221V220H193ZM198 221V220H197ZM212 221H213V219H212ZM236 221H238V220H236ZM14 222V221H13ZM61 222V223H62ZM66 222V221H65ZM71 222V221H70ZM118 223V224H121V223ZM183 222V221H182ZM189 222V223H190ZM195 222V221H194ZM41 223V222H40ZM184 223V222H183ZM186 223V222H185ZM199 223V222H198ZM205 223V222H204ZM217 223V222H216ZM125 224V225H124ZM211 224V223H210ZM218 224V223H217ZM238 224V223H237ZM64 225V224H63ZM117 225V224H116ZM185 225V224H184ZM233 225V224H232ZM44 226V225H43ZM89 226V225H88ZM119 226V225H118ZM188 226H189V224H188ZM191 226V225H190ZM203 226V225H202ZM52 227V226H51ZM93 227V226H92ZM95 227V226H94ZM98 227H99V225H98ZM196 227V226H195ZM194 227V228H195ZM46 228V227H45ZM96 228V227H95ZM119 228V227H118ZM128 228V229H129ZM196 228H198V227H196ZM203 228H205V227H203ZM219 228V227H218ZM40 229V228H39ZM44 229V228H43ZM48 230H49V227L47 228ZM54 229H55V227H54ZM86 229H88V228H86ZM98 229H100V227L98 228ZM110 229V228H109ZM127 229V230H128ZM199 229V228H198ZM212 229V228H211ZM211 229H209V230H211ZM217 229V228H216ZM237 229V228H236ZM191 230H193V228L191 229ZM42 231V230H41ZM46 231V230H45ZM87 231V230H86ZM88 231H89V229H88ZM92 231V230H91ZM96 231H97V229H96ZM107 231V230H106ZM113 231V230H112ZM198 231V230H197ZM206 231H208L207 230V227H206ZM43 232V231H42ZM41 232V233H42ZM90 232V231H89ZM88 232V233H89ZM236 232V231H235ZM239 232V231H238ZM85 233V232H84ZM97 233V232H96ZM108 233H110V231L108 232ZM201 233V232H200ZM244 233V232H243ZM42 234H45V233H42ZM91 235V234H90ZM93 235V234H92ZM102 235V234H101ZM207 235V234H206ZM245 235V234H244ZM48 236V235H47ZM46 236V237H47ZM86 236V235H85ZM40 237V236H39ZM42 237V236H41ZM40 237V238H41ZM84 237V236H83ZM115 237H116V235H115ZM239 237V236H238ZM244 237V236H243ZM40 238H39V241H40ZM88 238V237H87ZM99 238V237H98ZM105 238V237H104ZM114 238V237H113ZM135 238V237H134ZM42 239V238H41ZM44 239V238H43ZM89 239V238H88ZM92 240V239H91ZM99 240V239H98ZM115 242H116V239H113ZM112 239H111V241H113ZM44 241V240H43ZM43 241H42V243H43ZM46 241V240H45ZM100 241V240H99ZM103 241V240H102ZM84 242V241H83ZM88 242V241H87ZM104 243V242H103ZM106 243V242H105ZM129 243V244H128ZM150 243H152V246H150ZM97 244V243H96ZM108 244V243H107ZM111 244V243H110ZM114 244V243H113ZM131 244V245H130ZM133 244V245H132ZM43 245V244H42ZM79 245V244H78ZM94 245V244H93ZM93 245H91V246H93ZM150 247H149V246ZM45 246H47V245H45ZM111 246V245H110ZM38 247V246H37ZM66 247V246H65ZM102 247V246H101ZM108 247V246H107ZM35 247H33V249H34ZM47 248V247H46ZM37 249V248H36ZM101 249V248H100ZM109 249V248H108ZM43 250H45V249H43ZM69 250V249H68ZM94 250V249H93ZM99 250V249H98ZM105 250V249H104ZM30 251V250H29ZM28 251V252H29ZM52 251V250H51ZM89 251V250H88ZM26 252V251H25ZM73 252V251H72ZM96 252V251H95ZM103 252V251H102ZM30 253H32V252H30ZM35 253V252H34ZM93 253V252H92ZM91 253V254H92ZM97 253V252H96ZM25 254V253H24ZM28 254V253H27ZM78 254H80V253H78ZM83 254H85V253H83ZM87 254V253H86ZM45 255V254H44ZM56 255H58V254H56ZM66 255V254H65ZM105 255H107V254H105ZM25 256H26V254H25ZM74 256V255H73ZM85 256H88V255H85ZM94 256V255H93ZM20 257V256H19ZM18 257V258H19ZM22 257V256H21ZM20 257V258H21ZM29 257V256H28ZM63 257V256H62ZM89 257V256H88ZM90 257H91V255H90ZM102 257H104V256H102ZM19 258V259H20ZM61 258V257H60ZM66 258V257H65ZM85 258V257H84ZM24 259V258H23ZM85 259H87V258H85ZM96 259V258H95ZM103 259V258H102ZM99 260H101V257H100V259ZM18 261V260H17ZM20 261V260H19ZM18 261V262H19ZM86 261V260H85ZM95 261H97V260H95ZM22 262V261H21ZM66 262V261H65ZM106 263V264H107ZM228 263V262H227ZM19 264H20V262H19ZM22 264V263H21ZM78 264H80L79 262H78ZM82 264V263H81ZM86 264V263H85ZM109 264V263H108ZM229 264V263H228Z\"/></svg>",
	"mask_w": 264,
	"mask_h": 264
}]
</instances>
